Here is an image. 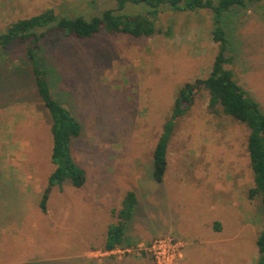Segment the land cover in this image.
Returning a JSON list of instances; mask_svg holds the SVG:
<instances>
[{"label":"rangeland","instance_id":"1","mask_svg":"<svg viewBox=\"0 0 264 264\" xmlns=\"http://www.w3.org/2000/svg\"><path fill=\"white\" fill-rule=\"evenodd\" d=\"M114 5L0 0V33L49 8L90 17ZM167 9L156 21L160 31L150 36L102 31L78 39L53 32L40 41L51 93L81 124L70 150L86 172L79 188H52L46 212L38 204L54 169L50 118L22 63L24 44L0 46V175L14 192L7 206L0 201V264H156L146 248L163 238L177 247L173 264H256L264 209L260 198L248 197L249 131L209 112L206 91L175 124L163 180L152 177L153 150L176 90L206 77L218 51L209 10ZM223 15L233 57L225 67L264 112V0ZM129 191L137 199L126 231L131 245L103 254L107 227L116 221L112 210ZM216 216L222 243L199 245L209 234L202 222ZM175 229L193 249L184 261L186 246Z\"/></svg>","mask_w":264,"mask_h":264},{"label":"trees","instance_id":"2","mask_svg":"<svg viewBox=\"0 0 264 264\" xmlns=\"http://www.w3.org/2000/svg\"><path fill=\"white\" fill-rule=\"evenodd\" d=\"M115 5L98 14L87 17L83 14L67 16L46 9L36 15L19 19L8 24L0 33V46L5 48L11 44H24L26 69L32 75L38 99L50 118V134L52 146L50 161L54 166L43 190L39 208L46 212L49 194L55 186L70 183L79 188L86 181V172L73 159L70 143L79 136L81 124L79 120L56 99L46 79L45 58L40 51V41L53 32H61L65 36L78 39H89L95 34L105 31L109 34L122 33L133 37L150 36L158 33L156 21L160 13L168 10L192 11L200 9L211 13L212 40L217 43L218 51L214 57L210 72L206 77L184 82L176 90L171 113L162 126L153 150L152 177L161 182L167 168V148L177 120L185 115L193 105L201 90L208 94L207 108L212 114H223L232 117L248 129L247 151L253 170V185L248 190L250 199L260 198L264 209V112L256 98L236 82L233 73L225 65L232 62L230 36L224 24V12L235 7H244L257 0H112ZM170 30V29H169ZM168 31V30H167ZM57 38V37H56ZM49 69V68H48ZM68 102V101H67ZM0 175L1 205H8L10 179L7 181ZM5 180V181H4ZM137 199L133 191L126 193L121 207L113 209L116 221L107 227L101 251L116 248H128L127 227L133 216ZM257 261L264 264V229L256 239Z\"/></svg>","mask_w":264,"mask_h":264},{"label":"crops","instance_id":"3","mask_svg":"<svg viewBox=\"0 0 264 264\" xmlns=\"http://www.w3.org/2000/svg\"><path fill=\"white\" fill-rule=\"evenodd\" d=\"M222 205V204H221ZM211 206L213 207V208H215L214 207V204L213 203H211ZM215 218H217V216L216 217H213L212 219H211V221H209V222H202V225H204V227H205V229L206 230H208L209 231V234L207 235V238H205V241L203 240V238H201V242H199L198 244L200 245V244H203V245H205V243H207V244H216V243H222V229H223V227L221 226V225H219L218 223H216V222H214V219ZM176 230V229H175ZM177 231V235H179V237H181L180 239H182L183 240V242H184V245L186 246H184L185 247V250H183L182 251V255H181V260L180 261H184V260H186L187 259V256L188 255H190V252L193 250H191V251H189L188 249H186L187 248V245H188V242H187V238L185 237V236H183L182 234H179L178 233V230H176ZM224 231V230H223ZM211 233V234H210ZM201 235H203V234H201ZM218 236H221V239H219V237ZM195 243H197V242H195ZM196 246V245H195ZM198 246V245H197ZM126 248H116V249H114V250H111V251H105V252H103V254H110V253H114V251H118L119 250V252L120 251H123V250H125ZM184 249V248H183ZM195 249V248H194ZM197 249H199V248H197ZM195 251V250H194ZM198 251V250H197ZM111 255H114V254H111ZM126 259V258H125ZM121 261H123V259L121 260ZM209 264V263H208Z\"/></svg>","mask_w":264,"mask_h":264},{"label":"built area","instance_id":"4","mask_svg":"<svg viewBox=\"0 0 264 264\" xmlns=\"http://www.w3.org/2000/svg\"><path fill=\"white\" fill-rule=\"evenodd\" d=\"M146 251L155 257L156 264H173L177 247L170 238H163L152 243Z\"/></svg>","mask_w":264,"mask_h":264}]
</instances>
